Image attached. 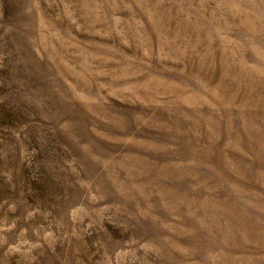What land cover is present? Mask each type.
<instances>
[{
  "label": "rangeland",
  "instance_id": "rangeland-1",
  "mask_svg": "<svg viewBox=\"0 0 264 264\" xmlns=\"http://www.w3.org/2000/svg\"><path fill=\"white\" fill-rule=\"evenodd\" d=\"M0 264H264V0H0Z\"/></svg>",
  "mask_w": 264,
  "mask_h": 264
}]
</instances>
